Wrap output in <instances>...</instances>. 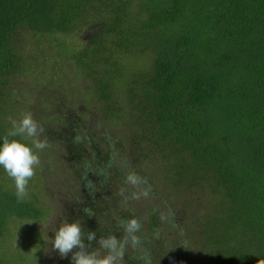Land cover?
I'll return each mask as SVG.
<instances>
[{
	"label": "trees",
	"instance_id": "16d2710c",
	"mask_svg": "<svg viewBox=\"0 0 264 264\" xmlns=\"http://www.w3.org/2000/svg\"><path fill=\"white\" fill-rule=\"evenodd\" d=\"M27 31L87 33L85 50L73 55L109 106L118 75L97 78L98 65L103 61L116 70L121 63L113 56L120 53L122 63L137 55L150 62L130 73L129 107L108 115L132 133L130 156L158 161L164 190L197 189L214 199L210 209L192 213L189 223L169 222L168 229L151 216L148 231L142 226L139 235L154 264H257L264 258V0H0V144L11 128L5 117L18 106L15 76L28 73L18 48ZM112 154H98L101 165L92 160L94 172L101 168L116 176V168L133 170L121 157L109 166ZM93 175L87 179L94 183ZM95 176L98 183L104 180ZM84 202L90 203L85 196ZM114 206L101 221L117 236L118 219L129 216L119 209L116 215ZM43 213L33 202L18 201L0 175V238L11 220H38ZM83 224L89 232L86 219ZM93 232L89 251L98 247L100 233ZM135 255L127 252L125 264H137L130 257Z\"/></svg>",
	"mask_w": 264,
	"mask_h": 264
},
{
	"label": "rangeland",
	"instance_id": "374dc122",
	"mask_svg": "<svg viewBox=\"0 0 264 264\" xmlns=\"http://www.w3.org/2000/svg\"><path fill=\"white\" fill-rule=\"evenodd\" d=\"M89 39L87 33L36 35L27 31L18 42L20 56L25 62L24 71L28 73L15 76L18 106L5 118L11 126L9 117L19 120L22 114L31 113L34 120L45 129L39 137L47 141V147L42 151L34 149L33 138H26V143L33 146V150L39 155L40 165L35 168V175L27 186L28 195L23 199L35 203L45 216L38 220L10 221L0 238V264H71V253L67 257H61L58 250L52 248L50 240L54 239L55 227L58 228L63 219L69 223L79 220L83 230L86 219V230L93 232L97 229L100 233L98 238L107 236L111 225L101 219L113 213L110 208L114 203L116 215L119 214L117 209L129 217L134 215L146 231L153 214L162 221V228L168 229L172 223L182 224L184 220H189L192 213L206 211L214 204V199L207 191L206 195H202L197 189L181 192L164 190L158 161L146 160L145 157L137 160L135 155L130 156L132 133L124 132L122 122L109 117L108 114L112 116L115 108L126 110L129 107L126 90L132 77L130 73L148 68L151 64L146 56L142 55L127 56L126 62L122 63L124 58L120 53L113 56L114 60L121 63L116 70L112 64L103 61L98 65L97 69L101 75L96 76L97 78L104 77L109 72L110 77L112 74L113 77L118 75L112 84L115 103L111 101V109L109 103L102 102L95 94L97 81L82 74L77 65V57L73 55L83 52ZM107 55L109 53L105 54ZM76 135L83 138L79 144L73 143ZM113 144L119 151L116 148L111 151ZM110 152H116L115 159L121 157V163L128 164V168L131 167L147 179L151 187L147 198L125 201L120 195L121 184L125 185L124 181L121 183L126 174L124 169L116 168V176L111 172L106 179L101 177L104 178L101 183L97 182L92 173L95 171L92 160L100 166L101 163H97L99 160L95 157L100 154V158H104ZM94 153L98 154L92 155ZM86 160L91 164V172L88 175L92 173L95 178V192L92 194L94 201L78 208L83 204L84 195L88 198L84 193L83 180ZM0 175L5 189L16 193L14 181L7 176L3 168ZM125 189V195L135 191L127 185ZM86 207L92 209L95 214L88 216L83 211ZM162 213L165 217L172 213L174 217L162 220ZM169 222H172L171 225ZM117 233L116 237L121 238L123 231L119 230ZM171 240L167 239L166 243ZM128 250L131 253V248ZM137 264H141V261ZM185 264L203 262L199 259L196 262L193 259H185Z\"/></svg>",
	"mask_w": 264,
	"mask_h": 264
},
{
	"label": "clouds",
	"instance_id": "9594fccd",
	"mask_svg": "<svg viewBox=\"0 0 264 264\" xmlns=\"http://www.w3.org/2000/svg\"><path fill=\"white\" fill-rule=\"evenodd\" d=\"M9 120L11 128L3 137V143L0 144V167L14 181L17 199L22 201L28 195L27 186L35 175V168L40 165L39 155L33 150V146L35 150L42 151L47 147V141L39 138L45 129L34 120L31 113L22 114L19 120L11 117H9ZM15 137L33 138V146H29L22 140L15 139ZM82 140L83 138L80 135H76L73 138V143L79 144ZM115 155L116 153L113 152L109 160V166H111L112 160L115 159ZM84 167L85 187L90 194H93L95 184L87 179L88 173L91 172V164L85 162ZM92 173L107 178L105 169ZM124 183L135 189L128 195H125L126 189H121L120 195L125 201L139 200L141 197L147 198L149 196L151 187L148 185L147 179L140 176L136 171H127L124 176ZM83 211L88 216L95 214L92 209L87 207ZM170 217H174V214L169 213L168 217H165L163 213L161 214L162 220ZM117 227L123 231L121 238L118 239L109 232L107 236L99 238L97 248L89 251L91 242L96 239V233L83 231L79 220L69 223L66 219H63L59 227H55L53 230L55 235L50 243L54 250H58L61 257H67L71 253V264H125L124 257L129 248L137 253L135 256H130L132 259L140 260L141 264H154L150 252L143 249V239L139 235L142 229L140 220L134 215L127 219L119 218ZM85 237L89 242L87 245L84 242ZM74 249L77 250L73 251ZM257 264H264V258H260Z\"/></svg>",
	"mask_w": 264,
	"mask_h": 264
},
{
	"label": "flooded vegetation",
	"instance_id": "af4514ba",
	"mask_svg": "<svg viewBox=\"0 0 264 264\" xmlns=\"http://www.w3.org/2000/svg\"><path fill=\"white\" fill-rule=\"evenodd\" d=\"M84 196H85V195H84ZM85 199H86L87 201H89L90 203L92 202V201L88 200V199L86 198V196H85ZM88 204H89V203H88ZM84 205H86V203L83 201V204H80V207H79V208H83Z\"/></svg>",
	"mask_w": 264,
	"mask_h": 264
}]
</instances>
